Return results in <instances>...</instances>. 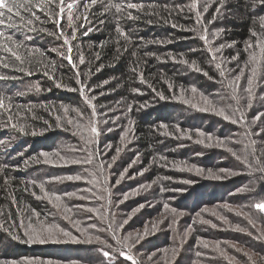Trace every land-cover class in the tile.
Wrapping results in <instances>:
<instances>
[{
    "label": "trees",
    "instance_id": "obj_1",
    "mask_svg": "<svg viewBox=\"0 0 264 264\" xmlns=\"http://www.w3.org/2000/svg\"><path fill=\"white\" fill-rule=\"evenodd\" d=\"M69 2L0 26V264H264V4Z\"/></svg>",
    "mask_w": 264,
    "mask_h": 264
},
{
    "label": "snow or ice",
    "instance_id": "obj_2",
    "mask_svg": "<svg viewBox=\"0 0 264 264\" xmlns=\"http://www.w3.org/2000/svg\"><path fill=\"white\" fill-rule=\"evenodd\" d=\"M89 2L92 4H95L96 0H89ZM222 2H223V0H222ZM257 2L264 4V0H257ZM65 6L67 7V9L71 10L74 5H73V3H70V2L66 4V0H0V26L5 24V16L6 15H7V20L9 21L8 27H14L15 26V24L13 23V16L19 17V20L24 22L25 25L31 24L32 20L28 19L24 15V13H28L31 16H35V12L33 11V9H36V10H39L42 12L48 10L50 14H54L56 17H62L64 12H65ZM115 7H116L117 11L120 10L119 4L115 5ZM127 7L135 9L137 7H142V5L138 6L135 3H129V4H127ZM54 9H58V11H53ZM219 10L220 9L217 8V12H219ZM36 19H39V17H36ZM72 19H73V17L71 15V12H69V14H68L69 23L72 22ZM117 31H120L119 28H117ZM253 35H255V33H253ZM0 38L6 39V40L12 39V37L10 35L6 36L5 32H3V31H0ZM64 43L67 44L68 40L65 39ZM6 50L8 52H10L13 56H15V58L17 60H20L21 63H23V60L21 59V57L15 51H13L12 48L7 47ZM68 51H69V53L71 52V47H69ZM68 59H69V63H72L70 56L68 57ZM253 59H254V57H253ZM81 62H83L82 59H81ZM185 63H186V61H185ZM3 67L7 68V67H9V65L4 63ZM217 67H219V65H217ZM197 70H199V69H197ZM252 72H253V75H255V69H253ZM204 74L207 75V73H204ZM241 75H243V70L241 71L240 75L236 76V79L239 80ZM4 79H8V77L0 75V80H4ZM247 84H248V86L245 89V91L248 92L249 94H251L252 93V85H253L252 77L248 78ZM57 87H60V85L57 84ZM80 91H81V93H83V87H81ZM192 91L196 92V89L193 88ZM161 99H164V97L162 95H161ZM89 103H90V101H89ZM247 106L251 107V100L250 99H249ZM3 107H4V100H3V97L0 96V108H3ZM65 111H67V109H65ZM219 114L224 116V118L226 120L230 119V117L228 115H225L223 111H221ZM80 115L82 116L83 114L81 113ZM255 119H259V115H257L255 117ZM232 122L236 123L237 121L232 120ZM13 126H15V125H13ZM21 131H23V129H21ZM91 132L95 133L97 135L99 134L98 130L95 126H93L91 128ZM119 151L120 150L117 149V152H119ZM44 155H46V154H44ZM113 159H115V157H113ZM260 171H264V168L260 169ZM74 178L80 179L79 176H77V177L69 176L68 177V179H70V180L74 179ZM117 183H119V181H117ZM41 190L43 191V189H41ZM55 200L59 201L60 196L56 195ZM165 207H167V205H165ZM253 207L255 209H257L260 213H264V200H261V201L255 203L253 205ZM204 223H208V222L204 221ZM253 226H255V225H253ZM213 227H215V225H213ZM60 231L62 232V234L64 236L70 235V233L67 231H64L62 229ZM25 234L28 236L27 242H37L38 241L40 243H44L48 239H53L52 233H49L48 235H44L43 231L34 232L33 234H29L26 232ZM16 238L18 239L19 237H16ZM256 238L259 239V237H256ZM72 239L75 240L76 237H72ZM104 255L107 256L108 253L105 252ZM122 255H124V254L122 253ZM124 258L127 260H131L132 264H137L136 260L133 259L132 256L124 255ZM248 259L250 261H252V264H256V261L252 260L251 255L248 256ZM261 261L264 262V257H261Z\"/></svg>",
    "mask_w": 264,
    "mask_h": 264
},
{
    "label": "rangeland",
    "instance_id": "obj_3",
    "mask_svg": "<svg viewBox=\"0 0 264 264\" xmlns=\"http://www.w3.org/2000/svg\"><path fill=\"white\" fill-rule=\"evenodd\" d=\"M238 249H239V248H238ZM238 251H240V250H238ZM226 254H227V252H226ZM226 257H232V255L227 254ZM236 257H237V256H236ZM236 263L238 264V261H236Z\"/></svg>",
    "mask_w": 264,
    "mask_h": 264
}]
</instances>
